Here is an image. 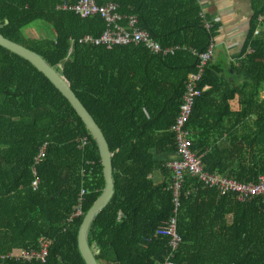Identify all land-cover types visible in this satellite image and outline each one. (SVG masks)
Wrapping results in <instances>:
<instances>
[{"label": "trees", "instance_id": "1", "mask_svg": "<svg viewBox=\"0 0 264 264\" xmlns=\"http://www.w3.org/2000/svg\"><path fill=\"white\" fill-rule=\"evenodd\" d=\"M77 1L0 0V34L59 72L108 144L113 195L87 233L97 263H163L169 241L156 231L174 218L175 264H264V199L238 201L188 172L174 212L167 167L176 158L171 129L187 78L210 47L185 125L191 150L206 173L253 184L264 174V0H249L241 46L217 60L219 25L200 0H95L135 16L162 48L178 47L172 55L78 43L98 37L105 22L57 8ZM31 28L42 33L31 37ZM103 188L97 145L69 103L28 61L0 47V264H85L77 233ZM40 239L49 246L45 262L1 258L38 251Z\"/></svg>", "mask_w": 264, "mask_h": 264}, {"label": "built area", "instance_id": "2", "mask_svg": "<svg viewBox=\"0 0 264 264\" xmlns=\"http://www.w3.org/2000/svg\"><path fill=\"white\" fill-rule=\"evenodd\" d=\"M62 10H71L80 18H89L99 15L105 22V29L98 37L85 35L78 40L81 44L101 45L108 49L114 46H123L128 44L142 45L148 51L155 55L174 54L178 47L162 48L145 32L137 28L136 18L133 15L122 16L118 13V6L109 2L105 5H97L95 0H78L75 4L63 2L57 7ZM258 33V32H257ZM211 55L210 47L206 52L199 55V67L196 74L189 75L186 82V91L182 98V104L179 109V115L172 127L171 132L174 134L176 142V158L167 164L172 172L171 185L169 190L172 192L174 212L179 207L180 188L183 177L186 173L196 175L206 187L215 188L220 194H234L238 201H244L247 198L261 196L264 199V174L259 175L256 183H239L230 178L220 177V175L204 172L201 160L192 152L191 141L185 125L188 122L194 100L199 97L200 92L196 88V83L200 80L202 66ZM84 142V141H83ZM44 156V147L40 150L37 160ZM37 182V181H36ZM36 182L33 186H36ZM84 191H81L83 194ZM80 215L77 209L73 216ZM156 235L166 237L169 241L170 250L163 263L175 264L172 260L173 251L180 242V237L176 233L175 219L171 218L164 224L160 225ZM48 244L40 239V248L38 251L26 249H13L8 252L3 259L8 258L18 262H31L33 260L45 262L48 256Z\"/></svg>", "mask_w": 264, "mask_h": 264}, {"label": "water", "instance_id": "3", "mask_svg": "<svg viewBox=\"0 0 264 264\" xmlns=\"http://www.w3.org/2000/svg\"><path fill=\"white\" fill-rule=\"evenodd\" d=\"M0 47L28 61L52 83L54 88L69 103L97 145L102 165L104 188L100 196L95 200L83 217L77 233V245L85 264H98L87 243V233L94 218L107 205L113 195L114 185L112 180L111 153L108 144L96 123L71 91L68 82L59 74V72L49 65L47 61H45L37 53L10 41L1 34Z\"/></svg>", "mask_w": 264, "mask_h": 264}, {"label": "crops", "instance_id": "4", "mask_svg": "<svg viewBox=\"0 0 264 264\" xmlns=\"http://www.w3.org/2000/svg\"><path fill=\"white\" fill-rule=\"evenodd\" d=\"M200 1L203 4V13L219 25L218 33L212 43L213 48L218 44L219 49L213 52L212 59L217 60V57H225V55L230 59L241 46L247 31L250 16L249 0ZM230 109L236 111V101L230 102ZM159 179L162 180L161 177Z\"/></svg>", "mask_w": 264, "mask_h": 264}, {"label": "rangeland", "instance_id": "5", "mask_svg": "<svg viewBox=\"0 0 264 264\" xmlns=\"http://www.w3.org/2000/svg\"><path fill=\"white\" fill-rule=\"evenodd\" d=\"M245 8V7H244ZM45 27V26H44ZM45 28H47V29H49L48 27H45ZM26 33L29 35V36H31V37H38V36H40V33H42V31H41V29H33V28H31V29H27L26 30ZM216 43V42H215ZM219 49V45L218 44H215L214 45V48H213V52H216V50H218Z\"/></svg>", "mask_w": 264, "mask_h": 264}]
</instances>
